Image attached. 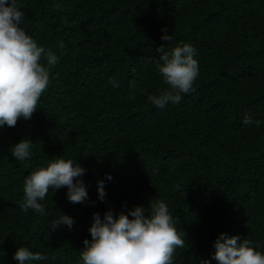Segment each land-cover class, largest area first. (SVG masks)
Returning <instances> with one entry per match:
<instances>
[{"label":"trees","instance_id":"obj_1","mask_svg":"<svg viewBox=\"0 0 264 264\" xmlns=\"http://www.w3.org/2000/svg\"><path fill=\"white\" fill-rule=\"evenodd\" d=\"M17 2L20 27L58 60L31 119L0 128V264H18L20 247L47 257L32 264H81L94 213L157 200L186 240L173 264H217L221 233L264 254V0ZM165 34L167 49L196 48L199 76L179 104L158 108L148 96L168 88L156 64ZM22 139L33 146L18 161L11 148ZM56 158L85 169L87 200L50 188L44 214L21 210L27 176ZM61 214L71 229L49 227Z\"/></svg>","mask_w":264,"mask_h":264},{"label":"clouds","instance_id":"obj_2","mask_svg":"<svg viewBox=\"0 0 264 264\" xmlns=\"http://www.w3.org/2000/svg\"><path fill=\"white\" fill-rule=\"evenodd\" d=\"M23 18L24 12L17 0H0V128L15 127L21 118L31 119L48 88L50 69L58 60L54 52L39 46L20 27ZM162 31L166 33L167 29ZM172 39V35H163L166 43L156 49L159 54L157 69L168 85L160 95L148 96L158 108L169 103L179 104L183 94L195 91L194 83L199 76V64L194 59L196 48L180 42L167 49ZM42 60L46 63H41ZM108 83L112 87L120 86L114 78ZM130 87H135V81L130 82ZM243 123H255L259 127L261 122L245 115ZM32 146L30 140L22 139L11 148V155L18 161H25ZM84 173L85 169L75 160L64 158H56L46 167L37 168L24 181L21 210L44 214L45 206L40 201L46 198L50 188L55 191L67 188L66 195L71 203H83L88 198L80 179ZM107 178L112 179L110 175ZM105 196L104 183L98 181V199L103 202ZM73 224L71 217L61 214L49 227L56 230L65 225L71 229ZM89 233L91 241L84 240V248L80 251L81 264H173L176 249L186 246L184 234L178 232L168 206L159 200L151 202L147 210L137 207L128 214L121 212L114 216L110 209L101 219L99 213H94ZM252 244L247 238L241 240L239 236L221 233L214 243L212 259L217 264H264V254ZM13 259L18 264H32L47 257L20 247ZM200 264H210V261L202 260Z\"/></svg>","mask_w":264,"mask_h":264}]
</instances>
